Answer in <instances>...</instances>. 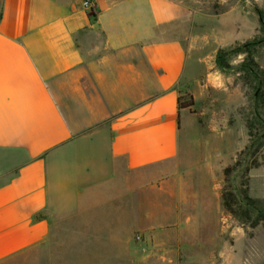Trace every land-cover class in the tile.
I'll use <instances>...</instances> for the list:
<instances>
[{"label":"crops","instance_id":"1","mask_svg":"<svg viewBox=\"0 0 264 264\" xmlns=\"http://www.w3.org/2000/svg\"><path fill=\"white\" fill-rule=\"evenodd\" d=\"M82 1L0 0V264L73 216L96 215L109 224L103 240L124 239L133 212L162 260L243 264L245 235L236 227L228 240L219 193L209 206L197 191L192 211L183 175H142L180 158V95L203 107L216 84L211 56L253 41L264 3L238 0L234 23L187 0H95L92 11ZM261 169L250 173L254 199H264L253 193Z\"/></svg>","mask_w":264,"mask_h":264},{"label":"rangeland","instance_id":"2","mask_svg":"<svg viewBox=\"0 0 264 264\" xmlns=\"http://www.w3.org/2000/svg\"><path fill=\"white\" fill-rule=\"evenodd\" d=\"M186 2L194 6L204 17L225 16L227 12H234L237 4L241 3L238 0H187ZM261 3H264V0H261ZM236 16V13L231 14L234 23L237 21ZM257 19L260 26L257 35L251 41L256 44L252 50L254 55H260L259 58L263 60L264 10L261 9ZM213 25L216 26L215 23ZM246 43L248 42L238 45L241 47ZM224 53L220 54V59L223 61L221 68L218 67V54L210 58L215 62L211 72L213 74L217 72V77L216 84H212V89H208V95L206 93L201 96L203 107L198 110L194 104L191 109H186L184 112L189 116L186 118L187 115H184L182 119L180 158L176 162L150 168L146 175H142L146 176L147 184H153L163 178H171L173 175H183L186 195L191 198V200L187 198V201H191L187 206L192 211L195 201L192 198L197 191L201 200L207 202L209 206L215 203L216 193H219L221 199L224 169L234 163L238 153L248 144L246 120L249 119L251 122L255 120L252 109L254 107L251 97L252 87L249 86L250 84L244 85L243 76H240L235 69L246 58L244 56V58L232 59ZM241 97L243 105L236 106L235 102ZM187 99L189 100V97ZM260 107H263L261 113L264 117V99ZM240 139H243L244 144L241 143L243 148L237 155L231 156L240 144L238 142ZM260 141L264 144V136ZM258 151V158L264 160V146ZM249 158L248 155L247 163ZM252 177L253 193L264 196V169L255 171ZM144 185L142 181V187ZM259 200L264 207V199ZM66 220L65 223L55 224L51 239L44 246L23 253L4 264H171L156 256L154 254L156 251L151 245L145 246L146 234L134 224V221L139 220V216L134 212L130 234L127 231L120 232L126 239L103 240V233L107 227L109 228V224H105V220L96 215L88 217L86 222H79L80 219L74 216ZM232 220L228 219L225 223L228 225V240L232 243L231 233L236 227L243 231L246 238L243 245V264H264L263 224L254 226L251 219L245 223V227H242L236 220H234L236 223H232ZM203 254H206L205 251H197L196 255L203 258ZM193 258L182 255L180 264H187Z\"/></svg>","mask_w":264,"mask_h":264},{"label":"trees","instance_id":"3","mask_svg":"<svg viewBox=\"0 0 264 264\" xmlns=\"http://www.w3.org/2000/svg\"><path fill=\"white\" fill-rule=\"evenodd\" d=\"M1 17V13H0ZM238 45V44H237ZM230 50H220L218 54V67H223L220 54L225 52L229 56H238L243 54L246 59L235 69L240 76H243L245 86L252 87L253 105L252 107L255 120L251 122L246 120L249 141L247 146L242 149L233 164L224 169V182L221 189V201L227 215L236 220L242 227L245 223L251 221L254 226L263 224L264 226V207L261 206V200L254 199L249 194L250 173L251 170L264 164V160H260L259 149L264 146L261 138L264 136V117L261 113V102L264 99V70L255 59L254 42H248L243 46ZM224 53V54H225ZM248 56V57H247ZM189 97V100L187 99ZM179 111L191 109L194 106V99L188 93L179 97ZM262 131V132H261ZM249 155V162L246 158ZM238 181L235 183V181Z\"/></svg>","mask_w":264,"mask_h":264},{"label":"built area","instance_id":"4","mask_svg":"<svg viewBox=\"0 0 264 264\" xmlns=\"http://www.w3.org/2000/svg\"><path fill=\"white\" fill-rule=\"evenodd\" d=\"M95 0H83L82 7L87 11H92L94 8Z\"/></svg>","mask_w":264,"mask_h":264}]
</instances>
